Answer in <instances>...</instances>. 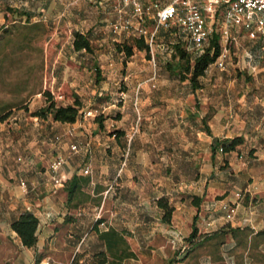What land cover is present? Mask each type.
Here are the masks:
<instances>
[{"label":"crops","instance_id":"1","mask_svg":"<svg viewBox=\"0 0 264 264\" xmlns=\"http://www.w3.org/2000/svg\"><path fill=\"white\" fill-rule=\"evenodd\" d=\"M118 4L0 0V27L27 17L54 34L68 29L50 82L65 80L81 99L72 122L31 115L41 97L0 121V264H69L75 252L103 250L98 233L108 228L122 237L113 248L116 256L122 254L116 264H264V92L248 100L210 87L194 93L204 83L189 84L192 90L184 93L162 91L173 79H159L156 62L116 49L115 42L132 36L110 30ZM71 30L103 49L75 50ZM240 31L247 47L264 52V41ZM194 112L195 121L189 119ZM96 114H103L102 125ZM124 115L141 116L147 124L107 129L126 120ZM177 115L181 129L174 124ZM180 131L184 135H174ZM238 135L243 141L234 149L217 148L220 140ZM56 156L63 159L59 185L48 170ZM194 163L201 166L190 174ZM159 197L171 206L167 220ZM223 203L234 207L230 219ZM23 212L37 218L30 246L10 227ZM125 243L131 256H123Z\"/></svg>","mask_w":264,"mask_h":264},{"label":"rangeland","instance_id":"2","mask_svg":"<svg viewBox=\"0 0 264 264\" xmlns=\"http://www.w3.org/2000/svg\"><path fill=\"white\" fill-rule=\"evenodd\" d=\"M33 22V20L28 18L17 19L14 22L7 20V26L0 27V107H8V113L20 107L24 108L28 100H37L38 97H41V89L44 85L43 76H45L46 72V47L49 44L55 45L51 43L52 40H60L63 43L68 35L64 30H61L60 34H54L53 30L49 27H47L49 28L48 31L42 34L40 29H34L30 26V23ZM236 30H231L233 39L229 40L219 36L220 46L226 49L224 67L219 68L214 63L208 65L204 74L197 78V82L204 83V85L199 84L200 87L195 88L193 90L194 93H205L210 87L212 89L217 88L222 94L233 96L235 100L238 98L248 100L253 94L264 92V70H257L259 63H264V52H256L252 48L247 47V42L241 36L243 33L238 28ZM158 32L159 35L156 40L158 44L156 47H154L155 45L153 46V56L156 62L155 71L159 79L167 77L173 79V82L168 80L167 83L170 84L162 87L161 90H173L177 93H184L190 88L188 79L179 80L177 76L169 74L164 68V63L171 59L172 56V49L170 51L169 48L176 42L173 41L169 29L160 28ZM55 37H57V40L54 39ZM177 43L184 46V43L181 41ZM92 45L93 48L103 49L101 46L93 43ZM133 51L135 52L134 57L147 58L144 50L135 48ZM247 61L253 67H248L246 65ZM208 82L211 84L208 85ZM161 86L164 85L161 84ZM168 86L170 87L169 89ZM190 90L192 89L190 88ZM38 92H40V96L37 94ZM197 106L199 104L196 103L195 107ZM207 113H205L204 119H207ZM99 115L102 117L100 124L102 125L104 117L103 114ZM117 116L116 114L115 117ZM124 118L126 120H119V122L117 121L113 125L108 124L107 129H111L117 124H123L128 130L132 124L136 127L147 124L146 120L141 116L137 118V115H124ZM180 119L181 116L177 115L174 120V124L177 122L180 125L179 129L183 128ZM189 119L193 121L197 120L196 113L189 114ZM205 121L201 119L198 122L204 124ZM135 133L137 134L138 132ZM181 134L184 135V132H174V135L177 137ZM144 136L147 137L145 134ZM132 137L133 135L131 134ZM200 166L201 163H194L189 171L190 174L196 173Z\"/></svg>","mask_w":264,"mask_h":264},{"label":"built area","instance_id":"3","mask_svg":"<svg viewBox=\"0 0 264 264\" xmlns=\"http://www.w3.org/2000/svg\"><path fill=\"white\" fill-rule=\"evenodd\" d=\"M115 10L119 16L110 23V30L142 36L153 65V46L158 44L155 37L160 28L169 29L173 41L183 42L185 49L193 54L204 49L213 32L230 40L234 38L231 30L238 28L249 38L264 41V0H119ZM225 50L222 46L213 61L219 68L224 67ZM69 147L77 149L75 143ZM62 161V157L56 156L48 164L49 176L55 185L62 183L58 174ZM86 171L84 168L83 172ZM20 185L25 186L22 181ZM221 208L225 218L230 219L234 207L223 203Z\"/></svg>","mask_w":264,"mask_h":264},{"label":"trees","instance_id":"4","mask_svg":"<svg viewBox=\"0 0 264 264\" xmlns=\"http://www.w3.org/2000/svg\"><path fill=\"white\" fill-rule=\"evenodd\" d=\"M27 18V17H26ZM30 26L34 29H40L42 34L46 33L49 28L43 26L40 22L34 21L30 23ZM65 32L68 29L64 28ZM71 44L75 50L92 51L93 45L85 33H80L77 30H71ZM51 43L54 46L48 45L46 47L47 58H46V72L44 78V85L41 89L42 104L36 109L31 111V115L38 117H44L49 115L53 120L61 122H72L75 120L78 109L81 105L80 96L68 86L65 80H59L58 82H50V68L53 64L57 63L56 58L57 48L61 41L52 40ZM115 47L118 51H122L124 56L132 54L133 50L139 49L146 52L149 57V51L147 43L144 41L142 36L132 35L130 38L115 42ZM172 53L171 59L164 63V68L171 75L177 76L179 79L187 78L192 88L198 85L197 78L204 74L205 69L208 65L213 63L216 56L220 52L221 46L219 44V35L213 32L208 44L204 49L193 54L189 50L185 49L180 43H174L171 46ZM8 107H0V121L3 120L9 113ZM101 116L96 114L94 120L100 125ZM243 137L238 135L229 139H222L219 141L217 148L221 152H227L235 148L237 144L242 143ZM73 180L70 178L68 184ZM76 184H72V190ZM72 190H68L69 193ZM156 203L163 208V218L167 220L170 215L171 206L167 204L165 197H159L156 199ZM37 218L30 212H23L10 222V227L16 232L20 241L23 245L30 246L35 241V228ZM117 235V236H116ZM192 235V233L190 234ZM98 237L105 241V247L103 250L95 251L91 254L86 255L85 252H75L70 259L69 264H116V258H121L122 254L116 256L113 248L116 246V239L122 241L120 234L116 231L107 229L98 233ZM132 252L127 250V244L125 243V251L123 256H131Z\"/></svg>","mask_w":264,"mask_h":264}]
</instances>
